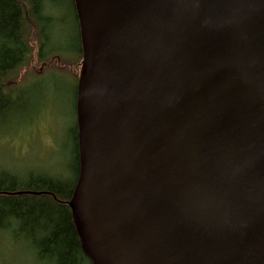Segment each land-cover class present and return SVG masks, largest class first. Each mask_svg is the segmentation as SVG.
<instances>
[{
	"label": "water",
	"instance_id": "water-1",
	"mask_svg": "<svg viewBox=\"0 0 264 264\" xmlns=\"http://www.w3.org/2000/svg\"><path fill=\"white\" fill-rule=\"evenodd\" d=\"M73 2L89 263L264 264V0Z\"/></svg>",
	"mask_w": 264,
	"mask_h": 264
},
{
	"label": "rangeland",
	"instance_id": "rangeland-1",
	"mask_svg": "<svg viewBox=\"0 0 264 264\" xmlns=\"http://www.w3.org/2000/svg\"><path fill=\"white\" fill-rule=\"evenodd\" d=\"M42 13L51 18L45 26L47 53L39 58L41 25L28 22L30 61L4 82L13 94L0 114V175L17 174L26 184L47 177L72 183L81 62L75 11L71 0H43ZM0 264L54 262L38 257L23 238L0 231Z\"/></svg>",
	"mask_w": 264,
	"mask_h": 264
},
{
	"label": "trees",
	"instance_id": "trees-1",
	"mask_svg": "<svg viewBox=\"0 0 264 264\" xmlns=\"http://www.w3.org/2000/svg\"><path fill=\"white\" fill-rule=\"evenodd\" d=\"M42 10L43 0H0V114L13 94L4 82L28 65L31 58L28 22L41 25L39 58L47 53L45 26L51 18ZM75 19L78 53L82 58L76 13ZM74 133L75 178L72 183L47 177L32 178L26 184L17 174L5 172L0 175V231H9L14 237L23 238L38 257L52 260L54 264H90L82 252L71 210L66 203L78 175L76 125Z\"/></svg>",
	"mask_w": 264,
	"mask_h": 264
},
{
	"label": "bare ground",
	"instance_id": "bare-ground-1",
	"mask_svg": "<svg viewBox=\"0 0 264 264\" xmlns=\"http://www.w3.org/2000/svg\"><path fill=\"white\" fill-rule=\"evenodd\" d=\"M34 193V192H33Z\"/></svg>",
	"mask_w": 264,
	"mask_h": 264
}]
</instances>
